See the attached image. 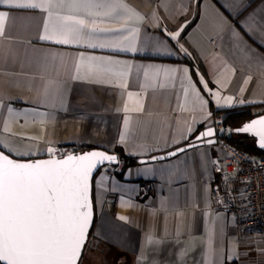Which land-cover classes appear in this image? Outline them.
Masks as SVG:
<instances>
[{"label":"crops","instance_id":"0c3cea01","mask_svg":"<svg viewBox=\"0 0 264 264\" xmlns=\"http://www.w3.org/2000/svg\"><path fill=\"white\" fill-rule=\"evenodd\" d=\"M122 3L142 19L101 16L95 27L108 37L138 29L134 53L40 41L45 13L0 5L10 17H30L10 19V39H0V141L33 154L4 152L30 160L86 147L117 155L118 164L117 149L135 160L121 173L107 165L95 177V223L79 264H264V240L243 237L230 214L210 209L217 143L139 162L185 147L221 111L264 105V47L256 43H264V0ZM81 53L110 71L75 78ZM125 70L126 77L114 74ZM54 96L56 106H47Z\"/></svg>","mask_w":264,"mask_h":264},{"label":"snow or ice","instance_id":"6c2138e0","mask_svg":"<svg viewBox=\"0 0 264 264\" xmlns=\"http://www.w3.org/2000/svg\"><path fill=\"white\" fill-rule=\"evenodd\" d=\"M0 5L8 9L45 13L44 33L39 37L40 41L88 49L137 51L138 29L126 27L119 30L124 34L108 37L102 34L103 30L95 27L98 23L96 17L101 16L127 20L137 16L142 19L136 13L129 14L130 10L122 0H0ZM10 19L26 23L30 17H10L8 11H0V39H10L6 35V25ZM186 26L171 34L172 39L178 41L180 32ZM242 27L247 31L245 25ZM256 43L264 47L261 41L257 40ZM47 62V58L42 61L45 65ZM103 63L97 57H85L81 53L80 63L75 66L78 74L75 78H79L81 72L85 77L99 78L105 71H110L103 69ZM184 71L187 73L188 70ZM114 74L123 78L127 76V70ZM144 75L147 80L148 73ZM200 83L204 90L210 91L202 76ZM123 86L127 87L126 84ZM190 87L197 100L202 101L196 92V84L190 81ZM45 103L55 107L57 98L54 96L51 102L46 99ZM59 103L63 107L62 97H59ZM7 111L10 115L13 113L11 107ZM40 115L46 116L47 113ZM125 124H128L127 118ZM5 131H8L7 125ZM238 131L258 138L259 146L264 148V118L253 120ZM213 135V130L209 128L198 139ZM124 138V134H121L122 141ZM5 149L11 155L33 154L20 153L5 141H0V264H79L91 223L92 174L105 162L116 163L117 158L104 152L91 151L81 155L68 154L59 159L19 162L5 154ZM183 151L185 149L180 148L169 155L175 156ZM48 154L54 155V150L49 148Z\"/></svg>","mask_w":264,"mask_h":264},{"label":"built area","instance_id":"2783aa9c","mask_svg":"<svg viewBox=\"0 0 264 264\" xmlns=\"http://www.w3.org/2000/svg\"><path fill=\"white\" fill-rule=\"evenodd\" d=\"M221 154L211 159L216 179L210 192V209L230 214L243 237L264 240V158L256 159L229 141L230 130L221 115L213 117ZM68 155L63 151L60 156ZM123 163L109 170L121 173Z\"/></svg>","mask_w":264,"mask_h":264},{"label":"water","instance_id":"95a60500","mask_svg":"<svg viewBox=\"0 0 264 264\" xmlns=\"http://www.w3.org/2000/svg\"><path fill=\"white\" fill-rule=\"evenodd\" d=\"M259 118H264V114L262 115H259L257 117H254L248 121H245L244 123H242L240 125V127H238L234 132L239 134V135H246V136H249V137H254L252 136L251 134H248V133H243V132H240L238 131L239 129H241L245 124L253 121V120H256V119H259ZM209 128H211L214 132V135L211 136V137H207V136H204L200 139H198V137H201V135L206 132ZM256 139V148L260 151H263L264 152V148H261L259 146V141H258V138L254 137ZM210 139V140H209ZM208 140V141H207ZM209 141H211V143H209ZM204 144H216V137H215V129L213 127V120H211L208 124H206V129H204L203 131H201L188 145H186L185 147H180V148H183L186 150H189V149H192V148H195V147H198V146H202ZM180 148H177V149H180ZM173 150V151H170L164 155H157V156H153L151 158H149L148 160H141L139 162H159V161H163V160H169L175 156H178L179 154L185 152H178L177 155L175 156H170L169 154L172 153V152H176V150ZM91 151H99V152H104L105 154L107 155H112V156H115L117 158V162L116 163H111L109 164L108 162H105L103 165H100L97 167V169L94 170L93 174H92V177H91V180H90V200H91V212H92V216H91V223H90V226H89V229H88V233H87V239H86V242H85V245H84V248L85 246L87 245V242L89 240V237L91 235V229L93 227V223H94V218H95V212H94V204H93V179L95 178V176L98 174V172L105 166L107 165H110V166H116L118 164V156L117 155H114V154H111L103 149H90V150H83V151H79V152H76V153H73L75 155H81V154H85V153H88V152H91ZM7 154V153H5ZM63 156H66V155H63ZM63 156H56V157H44V158H38V159H30V160H23V159H17V158H14L12 156H10V158L12 159H15L19 162H35V161H38V160H47V159H52V158H55V159H59ZM162 157V158H161ZM84 248H83V251H84ZM83 251H82V255H83ZM82 257V256H81Z\"/></svg>","mask_w":264,"mask_h":264},{"label":"trees","instance_id":"16d2710c","mask_svg":"<svg viewBox=\"0 0 264 264\" xmlns=\"http://www.w3.org/2000/svg\"><path fill=\"white\" fill-rule=\"evenodd\" d=\"M259 106H263V108L259 110V108H260ZM218 114L223 117L224 124L230 130V135H229L228 141L232 145L239 147L240 149L247 152L250 156H252L256 159L264 158V152L263 151H260L255 146H250L249 144L246 143V141L248 140L247 137L235 135V132H234L245 121H248L254 117H257L259 115L264 114V105L233 108V109L221 111ZM86 149H89V148L84 147V148H80L78 150H86ZM117 153L119 154V159L121 162H123L125 168L128 167L130 164L135 162V160L133 158L125 156L122 153V151H120L118 149H117ZM124 167H123V169H124ZM94 180H95V178L93 179V188H94ZM94 223H95V218H94ZM94 223H93V227H94ZM93 227L91 229V233H92Z\"/></svg>","mask_w":264,"mask_h":264},{"label":"rangeland","instance_id":"374dc122","mask_svg":"<svg viewBox=\"0 0 264 264\" xmlns=\"http://www.w3.org/2000/svg\"><path fill=\"white\" fill-rule=\"evenodd\" d=\"M235 135H239V134L235 133ZM240 136L247 137L248 140L246 141V143L249 144L250 146H256V139L254 137H249V136H246V135H240Z\"/></svg>","mask_w":264,"mask_h":264},{"label":"flooded vegetation","instance_id":"af4514ba","mask_svg":"<svg viewBox=\"0 0 264 264\" xmlns=\"http://www.w3.org/2000/svg\"><path fill=\"white\" fill-rule=\"evenodd\" d=\"M76 152H79V151H70L68 154H73V153H76Z\"/></svg>","mask_w":264,"mask_h":264}]
</instances>
